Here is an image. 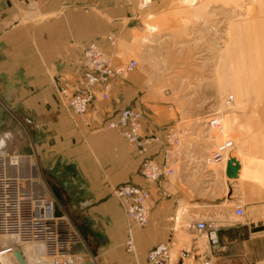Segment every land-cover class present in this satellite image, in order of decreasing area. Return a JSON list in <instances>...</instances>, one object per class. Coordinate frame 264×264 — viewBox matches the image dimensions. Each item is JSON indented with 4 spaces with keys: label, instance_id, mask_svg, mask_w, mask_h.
I'll list each match as a JSON object with an SVG mask.
<instances>
[{
    "label": "rangeland",
    "instance_id": "374dc122",
    "mask_svg": "<svg viewBox=\"0 0 264 264\" xmlns=\"http://www.w3.org/2000/svg\"><path fill=\"white\" fill-rule=\"evenodd\" d=\"M1 2L5 4L1 25L14 26V33L0 40V56L19 52L26 60L30 57V63L0 73V100L4 102L0 140L9 135L12 149L6 153L36 163L42 186L54 197L56 210L66 217L85 248L84 264H139L136 249L126 251L125 236L129 232L133 236L135 229L143 227L125 217L113 194V180L125 176L126 163L107 155L125 148L130 153L133 147L120 136L109 145L91 140L101 127L108 128V116L90 111L81 117L69 111L67 125L59 124L60 109L67 106L59 98L58 87L76 82L81 52L89 41H104L112 33L116 44L108 45L106 51L112 52L115 62L137 61L133 73L138 83L128 93V106L142 111L143 133L150 132L152 122L190 127L197 133L200 160L214 142L226 137L243 149L264 151V0ZM9 41L13 45L7 46ZM20 90L26 94L19 95ZM36 93L40 99L30 100ZM229 94L234 103L224 110L223 101ZM40 102L59 106L52 113L49 134L54 137L48 138L44 130L34 127ZM109 105L110 101L98 102L104 112ZM216 109L223 111L225 135L206 132V116ZM48 147L51 155L44 153ZM235 150L230 157L237 154ZM101 153L108 158L103 171L89 160L92 154ZM221 172L222 164L208 165L195 172L196 182L205 181L209 187L225 185ZM124 218L131 225L122 228ZM182 220L180 217L179 223L186 226ZM0 238V249L6 248L3 236ZM201 245L194 233L179 228L173 261L180 249L193 254V246ZM3 252L0 259L5 264H18L11 253ZM185 264L199 262L185 257Z\"/></svg>",
    "mask_w": 264,
    "mask_h": 264
},
{
    "label": "built area",
    "instance_id": "2783aa9c",
    "mask_svg": "<svg viewBox=\"0 0 264 264\" xmlns=\"http://www.w3.org/2000/svg\"><path fill=\"white\" fill-rule=\"evenodd\" d=\"M105 39L110 46H115L114 34H107ZM79 66L81 70L76 82L60 85L58 95L73 114L83 117L97 102L110 100L114 82L124 79L126 74L133 71L137 61L130 58L116 63L112 52H106L98 42L90 41L82 49ZM233 101V94L227 95L223 101L224 110L230 109ZM222 113V110L216 109L207 114L206 132H222ZM106 124L108 128L117 130L133 147L135 154L141 157L138 172L150 184L172 177L180 163L190 172H201L208 165L222 164L224 182L236 178L226 173L227 163L231 160L230 154L235 147L234 141L229 137L214 142L200 160L195 143L197 133L190 127L171 123L163 126L159 132L143 133V113L132 106L114 111ZM153 147H156V151L151 155ZM236 164L238 160L232 162V165ZM37 171L36 163L24 156L0 153V236L4 232H16L24 239L32 238L42 242L50 251H56V246L59 245V250L65 252L70 244L69 238L72 241H77L78 238L70 229L66 217L56 210L55 199L42 186ZM113 194L119 199L129 220L139 226L147 224L153 202L150 186L122 183L114 187ZM234 214L237 217L244 215L241 205H236ZM179 222L176 212L172 218L170 238L147 251L145 264H172L176 234L183 225ZM187 226L195 231L202 245L196 248L198 250L194 249L193 254L190 250L180 249L179 258L190 257L200 261V264H211L210 257L204 258L206 252L203 244L217 248L218 223L214 219H199L194 215ZM3 249L5 253L13 251L11 247H6L0 249L1 253ZM125 249L128 253H133L136 249L130 232L125 241Z\"/></svg>",
    "mask_w": 264,
    "mask_h": 264
},
{
    "label": "crops",
    "instance_id": "0c3cea01",
    "mask_svg": "<svg viewBox=\"0 0 264 264\" xmlns=\"http://www.w3.org/2000/svg\"><path fill=\"white\" fill-rule=\"evenodd\" d=\"M1 1L2 0H0V12L5 11V4ZM13 27L14 26H2L0 21V40L11 38L14 33ZM96 42L106 51L109 44L105 38L104 41L100 40ZM30 43L29 41L28 44L30 45ZM11 45H13V42L9 41L7 46ZM17 45L20 46L19 44ZM27 58L26 60V57H22L19 52L17 54L0 56V73H3L4 69H12V71H14L19 63H30V57ZM133 72L134 70L129 73V76L126 77L125 80L123 79L124 81L118 80L114 82L110 100H108L110 101V105L107 108V112L99 108L98 102L94 107L90 108L89 112L91 111L101 116L105 114L109 118L114 111L128 106L131 101L128 98V93L132 91L133 88L135 89L138 83L136 74ZM47 90L48 89H45V91ZM18 93L19 95L26 94V90L23 92L20 90ZM117 95H119L120 98H117ZM34 97L40 99V93H36L35 96H31L29 99L34 100ZM3 103L4 102L0 100V110L4 106ZM47 103L43 102L39 104L38 109L35 110L36 119L34 121V127L39 130H44L46 136L49 138L54 137L49 134L52 128V113L59 110L57 109L59 106ZM41 106L44 108L41 109ZM60 111L61 113L58 115L60 118L59 124L63 123L67 125L66 114L67 112L69 113L70 109L65 107L60 109ZM162 127V125L152 122L150 129L154 132H159ZM117 136L122 138L117 130L101 127L100 130L92 134L91 140L105 141L106 144L109 145V142L117 140ZM47 141L49 140L47 139ZM9 142L10 136L5 134L0 140V153L10 152L12 148ZM156 147L151 149V155H153L152 152L155 153ZM40 148H42V145ZM235 148H237V150H235L237 154L235 156L232 155L230 158L238 160L236 178L231 182L226 181L225 185H214L213 187H209V184L205 181L196 182L195 172H190L188 168L181 163L175 169V173L172 177L159 183L150 184L140 176L138 172L141 157L135 154L134 149H132L130 153L127 148L118 153L117 150L107 153L112 159L119 158V162L124 160L126 163L124 166L125 176L120 177L119 180H113L116 185L131 183L151 187L153 202L148 222L143 227L133 231L139 264H145L146 253L151 247L168 241L170 238L172 218L176 212L178 213V218L182 217L186 224L192 221L194 215L199 217V219H214L218 223L217 248L203 244V249L206 252L204 258L207 259L210 257L211 264H264V151H251L249 148L243 149L241 146H236V143ZM50 149L52 148H44V153L46 155H51ZM242 150H244L243 153ZM38 152L40 151L38 150ZM90 157H92V159H89L92 161V165H96L103 171L108 160L105 154L101 153L96 156L92 154ZM133 157L135 158L134 160L137 161V164H134L135 167L131 163ZM134 170L137 171L136 175H133L132 171ZM214 180L217 181L215 177ZM218 193H220V195H217ZM238 204L244 209V215L242 217H237L234 214V209ZM121 208L126 217L122 206ZM129 225H131V223L124 218V223L121 227L123 228ZM184 226L185 225H182L181 228L184 233H194L196 236L193 229L189 228L187 225ZM125 237L127 238V235ZM0 239L1 243L2 238ZM197 247L198 246H193V249ZM65 253L69 261L67 264H84L86 260L85 248L78 241L68 244ZM56 259L57 258L54 259V262L57 263ZM186 259H190V257H186ZM195 261L199 262V264L201 263L198 260ZM175 262L176 264H185V257L182 259L177 257L172 264H175ZM0 264H5L2 259H0Z\"/></svg>",
    "mask_w": 264,
    "mask_h": 264
},
{
    "label": "bare ground",
    "instance_id": "6f19581e",
    "mask_svg": "<svg viewBox=\"0 0 264 264\" xmlns=\"http://www.w3.org/2000/svg\"><path fill=\"white\" fill-rule=\"evenodd\" d=\"M233 103H234V101H233ZM233 103H232L231 107L233 106ZM221 117H222V132H218V134H220V135L224 134L223 132L225 131V129L223 127V113H222ZM234 149H235V147H234ZM234 149H233V151H234ZM229 159H231V158H229ZM231 160H233V159H231ZM223 168L224 167L222 165V170H223ZM177 215H178V213H177ZM1 236H3V240H4L3 244L5 245V247H7V246L12 247L13 251L18 248L21 251V253H22L27 264H67L69 262L67 254L64 251L59 250V245H57V244H56L57 245L56 251H50L47 248V246L45 244H43L42 242L35 240V239H32V238L31 239H24L23 237L20 236V234H18L16 232H4ZM71 242H75V241H72L71 238H69L68 243H71ZM13 251L10 252L11 253L10 255H13ZM174 252H176L175 249H172V255L173 256H174ZM55 258H57L59 260V262L57 259H56L57 263L54 262ZM15 260H16V258H15ZM17 263H18V261H17Z\"/></svg>",
    "mask_w": 264,
    "mask_h": 264
},
{
    "label": "water",
    "instance_id": "95a60500",
    "mask_svg": "<svg viewBox=\"0 0 264 264\" xmlns=\"http://www.w3.org/2000/svg\"><path fill=\"white\" fill-rule=\"evenodd\" d=\"M233 161L234 160H229L227 163L226 173L230 177H236L237 176L238 164L232 165ZM56 194L58 195V191H56ZM13 255L19 264H27L22 253H21V251L18 248L13 251Z\"/></svg>",
    "mask_w": 264,
    "mask_h": 264
}]
</instances>
